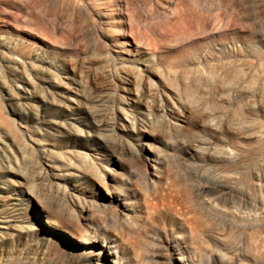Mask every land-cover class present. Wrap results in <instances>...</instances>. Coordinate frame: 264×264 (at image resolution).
Instances as JSON below:
<instances>
[{"label":"rangeland","instance_id":"rangeland-1","mask_svg":"<svg viewBox=\"0 0 264 264\" xmlns=\"http://www.w3.org/2000/svg\"><path fill=\"white\" fill-rule=\"evenodd\" d=\"M0 185V264H264V0H0Z\"/></svg>","mask_w":264,"mask_h":264},{"label":"bare ground","instance_id":"bare-ground-1","mask_svg":"<svg viewBox=\"0 0 264 264\" xmlns=\"http://www.w3.org/2000/svg\"><path fill=\"white\" fill-rule=\"evenodd\" d=\"M90 2V1H89ZM88 2V3H89ZM92 2V1H91ZM100 3H94L96 4L97 6H106L108 4L109 1L107 2H104L102 1H99ZM92 3V5H93ZM83 6V4H81ZM89 5V4H88ZM95 5H93L94 7ZM85 7V6H84ZM83 7V8H84ZM82 8V7H81ZM96 8V6H95ZM98 8V7H97ZM99 9V8H98ZM106 9V8H104ZM87 11V9H86ZM100 15L104 16L105 14H103L101 12V10L99 11ZM107 16V15H106ZM105 19V18H104ZM107 20V19H106ZM103 21V19H102ZM108 21V20H107ZM109 22V21H108ZM107 22V23H108ZM49 79H47V83H49L50 85H53L54 83H57L54 79H52V77H48ZM55 86V85H54ZM25 93L23 95H21V98L22 99H29L30 96L29 95V92H26L24 91ZM96 102H101L100 104L103 106L102 102L103 100H101L100 98H97ZM53 104L55 102H52ZM24 106V108L22 109L24 112L26 113H30L32 111V106L29 105V104H25L23 103L22 104ZM55 105H59L61 107H64V103L62 101H58L57 103H55ZM100 106V105H98ZM101 106V107H102ZM95 113V112H94ZM93 113V114H94ZM96 114V113H95ZM99 116V114H98ZM93 117V116H92ZM98 118V117H96ZM114 118V117H113ZM112 118V119H113ZM138 120V119H137ZM143 120V119H142ZM108 121L110 120H107L106 122V119H103V120H100V123H109ZM149 121V120H148ZM147 122V121H146ZM145 123V122H144ZM151 123V122H150ZM105 125V124H103ZM108 125V124H107ZM148 125V124H147ZM146 127V126H144ZM151 156V155H150ZM147 159L149 160H152L156 163V168H155V171L158 172L161 168V166L165 163V159H162L160 157H157L156 159H151L152 157H146ZM154 165V164H153ZM152 165V166H153ZM158 165V167H157ZM145 166V165H144ZM154 168V167H153ZM140 171V170H139ZM138 171V180H139V185L141 184V187L147 191V193L149 194L148 195V198L145 200L144 203L147 204V206L149 208H155L158 206L159 203H164L166 201V198L162 195H159L158 191L156 189H153L154 187L156 188V180L154 179L156 177L155 173L154 174H150V178H145L144 175L142 176V174H140V172ZM143 174L146 173V171H142ZM141 172V173H142ZM137 174V173H136ZM147 174V173H146ZM220 184V183H218ZM206 187V186H205ZM159 189V188H158ZM3 190V191H2ZM7 192H4L6 191ZM144 191V193H145ZM164 192V190H163ZM28 194H31L29 191H27ZM26 191H24V189H22L20 186L15 189V190H12V191H8V188L5 187V186H1L0 185V239L1 238H4L5 236H7L11 231H14V230H18V227L17 225H15V222L18 218V214H19V211L21 210V205H22V202L24 201V197L25 195L27 194ZM162 193V192H161ZM214 193L217 194L218 198H221V199H227V195H228V191H226L224 188H215L214 189ZM230 193V192H229ZM163 194V193H162ZM213 194V193H212ZM213 197V196H212ZM120 200V203H121V212L123 213V211L125 210L126 211V204L124 202H122V198L119 199ZM209 209V208H208ZM211 209V208H210ZM213 210V209H212ZM214 211H210L208 212V217L211 219V220H214L216 221H222L224 222V224H228L229 227L231 226L232 228L235 227V226H240V223H236V221H233L231 220L232 218L234 217H231V219H227L228 215L225 216V217H222V215L218 212H214ZM45 213H49V214H52V211L48 208H45ZM233 216V215H232ZM236 219V218H235ZM249 219V218H248ZM252 221V220H251ZM241 222V221H239ZM243 222V221H242ZM241 222V223H242ZM247 221L244 222V225L242 228H259V229H262L264 226H263V221L261 222V220H259V222L255 223V224H251V225H248L246 226L245 223ZM47 225L49 227H57V228H61L63 227L62 225V222L60 221H53L51 219H47ZM65 227V226H64ZM241 227V226H240ZM177 241V240H176ZM84 243V242H83Z\"/></svg>","mask_w":264,"mask_h":264}]
</instances>
